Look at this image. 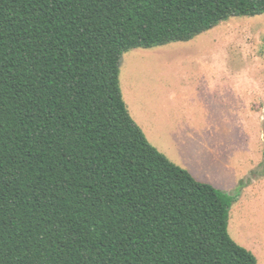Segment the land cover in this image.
Masks as SVG:
<instances>
[{
  "label": "trees",
  "instance_id": "1",
  "mask_svg": "<svg viewBox=\"0 0 264 264\" xmlns=\"http://www.w3.org/2000/svg\"><path fill=\"white\" fill-rule=\"evenodd\" d=\"M264 0H0V264H257L227 193L145 138L121 54ZM264 51V35L262 38Z\"/></svg>",
  "mask_w": 264,
  "mask_h": 264
},
{
  "label": "rangeland",
  "instance_id": "2",
  "mask_svg": "<svg viewBox=\"0 0 264 264\" xmlns=\"http://www.w3.org/2000/svg\"><path fill=\"white\" fill-rule=\"evenodd\" d=\"M264 13L121 54L119 88L148 142L234 193L227 231L264 264Z\"/></svg>",
  "mask_w": 264,
  "mask_h": 264
}]
</instances>
